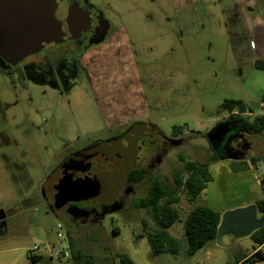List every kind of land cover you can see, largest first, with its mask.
<instances>
[{"label":"rangeland","instance_id":"1","mask_svg":"<svg viewBox=\"0 0 264 264\" xmlns=\"http://www.w3.org/2000/svg\"><path fill=\"white\" fill-rule=\"evenodd\" d=\"M77 1L86 10L100 11L114 36L95 43L82 38L51 44L17 66L25 73L22 82L17 74H0V223L5 225L0 264H121L117 253L130 255L135 264H226L238 253L253 254L255 244L249 237L225 236L222 245L215 241L188 256L184 225L198 206L223 217L264 200V163L234 173L225 143L217 146L209 139L217 127L230 122V113L221 107L225 100L244 102L253 112L241 115L247 121L264 116L259 97L264 94V74L254 67L257 60L264 61V0H198L183 20L170 0ZM115 58L117 66L111 67ZM0 71H7L1 63ZM93 71L99 72L98 87L110 102L121 89L119 74L124 71L123 84L130 93L124 96H133L139 115L157 127L164 140H181L182 146L168 148L161 172L136 184V194L121 212L107 215L101 225L71 230L45 204L43 183H61L73 163L91 158L94 145L131 124L107 129L103 99L91 83L96 73L89 76ZM103 72L110 76L104 85ZM241 133L242 138L232 142L234 151L245 154L239 162L263 156L264 139L258 150L250 148L262 136ZM215 157L219 161L209 168L214 181L197 200L191 202L185 190L179 196L180 219L170 233L179 240L181 252L154 253L145 231L156 226L146 210L135 208L139 198L148 195L155 175L172 184L183 160L206 164ZM58 223L63 239L57 237ZM34 245L69 251L71 256L33 263L27 252Z\"/></svg>","mask_w":264,"mask_h":264},{"label":"flooded vegetation","instance_id":"2","mask_svg":"<svg viewBox=\"0 0 264 264\" xmlns=\"http://www.w3.org/2000/svg\"><path fill=\"white\" fill-rule=\"evenodd\" d=\"M69 2L82 5L77 0H69ZM83 9L85 8L83 7ZM88 11L92 12L93 15L92 25L89 26L88 30L83 32L81 38L78 40L87 38L95 43L107 36L109 31L108 22L102 18L100 11L96 9ZM0 63L7 68V72L10 71L9 66L1 59ZM13 69H17L18 71H10L6 75L12 76L17 74L18 80L22 82L25 76L24 71L18 67ZM0 74L3 75L4 73ZM263 134H257L262 137L256 138L254 145L250 147L252 151L258 150V146H260L262 139H264ZM233 141L235 140L233 139ZM181 143V140H164L161 131L149 122L133 121L124 130L115 131L109 140L94 145L92 148L94 154L91 158L73 163L70 170L67 171V179L64 178L59 184L57 181L52 186L48 184L50 181H45L42 186L44 202L50 211L68 229L79 230L82 225L85 227L101 225L107 215L121 212L120 210L125 208L129 198L136 194L135 185L145 179L138 183L132 182V174L138 172L143 173L144 176H152L153 173L158 174V171L161 172V168L166 161L168 148L182 146ZM251 157L255 156L252 155ZM176 173L173 174L172 184L166 183L170 188L175 187L174 178ZM180 177H182L181 174ZM85 179H90L93 183L96 182L98 184L101 188L98 196L83 201H74L70 195H64L60 199V203H57L56 196L61 193L59 187L62 183L68 184V181L69 183L72 181L76 183V181ZM155 181L164 183L158 179L157 175H155L153 183ZM153 183L148 190V195ZM183 190L184 187L179 188L178 197ZM145 198H139V201ZM135 208L138 209L137 207ZM139 209L146 210L149 214L147 209ZM3 231H1V234Z\"/></svg>","mask_w":264,"mask_h":264},{"label":"water","instance_id":"3","mask_svg":"<svg viewBox=\"0 0 264 264\" xmlns=\"http://www.w3.org/2000/svg\"><path fill=\"white\" fill-rule=\"evenodd\" d=\"M92 21V12L69 0H0V59L16 68L24 59L41 53L50 44L78 40ZM231 131V137L226 140ZM242 131L245 132L238 123L228 122L217 127L209 139L217 146L225 143L228 160L239 162L245 154L234 151L232 142L242 138ZM59 188L57 203L64 195H70L74 201L92 199L101 189L90 179L76 183L68 181ZM262 227L264 215L259 213L257 204L230 211L221 216L216 242L222 245L225 236L231 240L250 238ZM4 228L5 225L0 224V235Z\"/></svg>","mask_w":264,"mask_h":264},{"label":"trees","instance_id":"4","mask_svg":"<svg viewBox=\"0 0 264 264\" xmlns=\"http://www.w3.org/2000/svg\"><path fill=\"white\" fill-rule=\"evenodd\" d=\"M254 67L264 74V61L257 60ZM9 69L11 72L18 71L10 67ZM10 71H5L3 73L9 74ZM261 101L264 104V95ZM221 107L222 110L230 113V122L238 123L240 128L245 132L255 134L264 133V116H259L252 122L241 118V115H245L248 112L253 114L241 100H225ZM176 129L178 130L179 128ZM218 161V157H215L206 164L183 160V167L179 172L182 177H180L179 173H176L174 178L175 187L170 188L161 181H155L149 195L136 204L138 209L143 208L149 211L156 226L155 229L148 230L145 235L154 253L178 255L181 252L179 240L174 238L168 231L180 219L181 213L177 207L180 202L178 197L179 188L184 187L189 200L195 202L198 196L214 181L209 168ZM258 161L264 163V155L260 157H251L247 162L256 165ZM247 162H232L230 165L232 172L241 173L248 171L249 166ZM144 178V174L138 172L132 174L131 181L138 183ZM257 206L259 213L264 215V200L259 201ZM220 220L221 214L207 206H198L189 213L184 225L185 237L188 244V256H194L208 244L216 241ZM69 239L70 244H72L70 237ZM250 239L255 244L254 253L250 256H243L241 253H238L233 263L226 264H256L264 262V250L261 248L264 246V227L252 234ZM74 257L78 261L81 260L80 253L78 252L74 254ZM115 258L118 259L121 264H135L130 255L126 253H117ZM40 259V256L31 257L34 263L38 262Z\"/></svg>","mask_w":264,"mask_h":264},{"label":"crops","instance_id":"5","mask_svg":"<svg viewBox=\"0 0 264 264\" xmlns=\"http://www.w3.org/2000/svg\"><path fill=\"white\" fill-rule=\"evenodd\" d=\"M197 1L198 0H170L171 5H172L173 12L175 13V15L177 17L179 16L181 18V20H183L184 18L188 19L189 9H190L191 13H193L192 6L193 5H196L197 4ZM199 1H201L203 3V0H199ZM196 11H197V9H196ZM112 28H113L112 27V24L110 22H108V30H112ZM111 35L114 36L112 33H108L107 34V36L109 38H112ZM118 61L119 60L115 58V60L113 61V65L111 67H113L114 65L117 66V63L116 62H118ZM108 69H111V68H108ZM95 73H96V78H94L91 81V83L97 89V93H98L99 97L103 99V102H102V105L103 106H102V108H104V111L106 112V117L105 118L107 120V124H106L107 129L108 128L110 129L111 126H114V125L128 124V123L133 122V121H144V118L145 117H142V116L139 115L140 110H138V109H139L140 106L138 107V109H136V105L137 104H135L134 99H133V96L130 95L128 99L124 96L126 94L127 95L130 94L129 91L125 90V86L123 84V82L125 81V73H124V71H121V73L119 74L120 75V79L122 78V81H120L121 83L119 84L121 86V89L119 91L117 89V91L115 90L113 92V93H115L114 94V96H115L114 98L115 99H114L113 102H110V99L108 100L106 98V94L103 91H101V89L98 87L100 81L97 78V75L99 74V72L98 71L97 72H94L93 71L91 74L89 73V76L90 77L91 76H94ZM126 73H128V71ZM102 78H103V80L101 81V83H102V85H104L105 82H106V78H110V76L108 77L105 74V72H103ZM119 85L117 86V88H119ZM111 94L112 93H110V95ZM263 95L264 94H260V96H259L260 99L262 98ZM126 100H127V102H129V105H125L126 104ZM248 166H249V169L246 172H250L251 170H253V168H252V166H250L249 162H248ZM170 229L168 230L169 233H170ZM261 248L263 249L264 246H262ZM29 254H30V250H28V252H27V257L28 258H29ZM30 256L32 257L31 254H30ZM45 257H48V256H40V258H41L40 260L44 259Z\"/></svg>","mask_w":264,"mask_h":264},{"label":"built area","instance_id":"6","mask_svg":"<svg viewBox=\"0 0 264 264\" xmlns=\"http://www.w3.org/2000/svg\"><path fill=\"white\" fill-rule=\"evenodd\" d=\"M57 237L58 239H63L64 235L62 234L63 226L61 223L57 224ZM30 254L34 257H39L42 255L48 256L50 259H55V260H67L70 258L71 253L69 251L61 250V249H56L55 247L52 246H47V247H42L39 245H34L30 249Z\"/></svg>","mask_w":264,"mask_h":264}]
</instances>
